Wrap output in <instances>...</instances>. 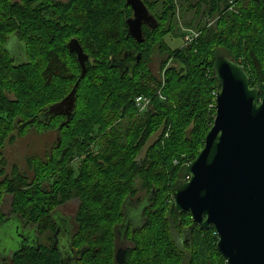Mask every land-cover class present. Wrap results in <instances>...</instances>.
<instances>
[{
    "label": "trees",
    "instance_id": "trees-1",
    "mask_svg": "<svg viewBox=\"0 0 264 264\" xmlns=\"http://www.w3.org/2000/svg\"><path fill=\"white\" fill-rule=\"evenodd\" d=\"M140 1L157 22L142 26L141 44L128 35L126 0H0V205L11 196V220L38 239L22 242L0 264H60L47 244L54 241L51 213L71 201L78 205L74 264H115L113 230L124 223L127 202L142 199L140 228L125 233L130 246L123 264H227L214 229L199 230L188 213L176 214L172 194L213 123L214 58L242 66L250 87L264 82V0H234L236 13L230 0ZM176 7L192 20L215 21L199 28L191 44L170 51L165 38H180L173 34ZM71 39L88 57L83 77L67 49ZM10 40L22 48L23 62L14 63ZM167 52L160 82L147 65L151 54ZM169 60L177 68H165ZM75 83L72 118L59 129L65 120L44 114ZM139 97L150 99L142 114ZM31 128L55 131V143L42 158L26 159L31 178L16 166L6 175L5 145ZM5 222L0 210V227Z\"/></svg>",
    "mask_w": 264,
    "mask_h": 264
},
{
    "label": "water",
    "instance_id": "water-1",
    "mask_svg": "<svg viewBox=\"0 0 264 264\" xmlns=\"http://www.w3.org/2000/svg\"><path fill=\"white\" fill-rule=\"evenodd\" d=\"M126 5L132 10L128 35L141 44L142 26L153 29L157 22L140 0ZM67 49L83 77L88 57L76 39ZM213 76L219 84L213 124L202 150L181 168L187 179L173 191V208L178 215L188 213L199 230L214 229L216 249L227 264H264V82L250 87L243 67L224 55L214 58ZM76 88L77 83L44 114L65 116L59 129L72 118ZM124 259L118 250L115 264Z\"/></svg>",
    "mask_w": 264,
    "mask_h": 264
},
{
    "label": "rangeland",
    "instance_id": "rangeland-1",
    "mask_svg": "<svg viewBox=\"0 0 264 264\" xmlns=\"http://www.w3.org/2000/svg\"><path fill=\"white\" fill-rule=\"evenodd\" d=\"M10 1L17 2L19 0H10ZM55 1L64 4L68 0H55ZM229 6H230L229 8L230 11L234 13L237 12L235 10L236 3L234 2V0L229 1ZM172 13H174L172 15H175L173 17V21L176 24L173 34L175 37H180V38L169 37L172 34H169V36L165 38L170 51L184 46L185 44L184 37H188L192 39L191 42H193V40L197 39L199 35V28L210 26L215 21V19L207 17L206 14H205L206 16L202 18H196L192 20L194 18L192 13L183 12L181 14L178 11L177 7L175 11ZM186 24H191V26L186 27ZM197 24H199V26ZM10 41L8 42L7 48L9 50V53L14 58L15 61L14 63L23 62L25 58L22 54V48L18 47L19 44L17 45V43ZM167 58H168V52L163 55H159L158 53H153L150 56V61L147 66L151 72V75L155 77L157 81L160 82L163 81L162 77L164 71L160 69V66H161V62L163 60H166ZM169 67L177 68V65L175 64L174 61L169 60L165 68H169ZM140 113L142 114L143 112ZM56 138L57 136L55 131L43 132L40 131L39 129L35 130L31 128L29 129L28 132L22 133L20 138L18 137L15 141L9 142L7 145H5V148L2 153L7 163V166L5 167L6 175L10 176L11 168L13 166H16L19 172L21 173L25 172L26 175L30 176L31 178V174L29 173V171H27L26 159L32 157L42 158L44 153H46L48 149L52 146V144L55 143ZM144 151L145 150H143V152ZM143 152L141 153L140 157L143 155ZM10 203H11V196H4L2 198L0 210L3 215L9 213ZM76 209H77V202L72 201L70 203H67L65 206H63L62 209H60V212H62L64 215L67 216L74 214L76 212ZM16 223L17 222L13 220L6 222L0 227V257H5L9 253L11 252L14 253L15 251H17L20 248L21 243L24 241V238H27L28 236L26 231H22L21 229H20L21 232L19 234H22L23 237L19 236L17 232Z\"/></svg>",
    "mask_w": 264,
    "mask_h": 264
},
{
    "label": "flooded vegetation",
    "instance_id": "flooded-vegetation-1",
    "mask_svg": "<svg viewBox=\"0 0 264 264\" xmlns=\"http://www.w3.org/2000/svg\"><path fill=\"white\" fill-rule=\"evenodd\" d=\"M10 42H13V41H10ZM60 117H62L63 121L65 120V116H60ZM143 201H144V199H142V202L140 204H137V202L135 200H130L127 202V205L125 208L124 223L119 225L118 227H115V229L113 230V236H114L113 241H114L115 254L120 249H122L126 253L128 247L130 246V242L127 241L125 233L128 230H129V232H131L134 229L140 228V224L142 223L141 205H142ZM68 203H70V202H68ZM66 204L55 208L51 213L52 220L55 223V233H53V240L54 241H53V244L48 243V242H47V244L51 245V247L58 253L59 257L61 255V259L63 260V264H74L75 259H77V260L80 259L70 249L71 248L70 243H71L73 234L77 230V225L75 223L76 212L72 215H67V216L64 215L62 212H60V209H62V207L65 206ZM76 211H77V209H76ZM11 217H12V215L10 212L5 215L7 222L13 221V220L17 222L16 227L18 230V234L21 232V230L26 231V233L28 234L27 238H24L23 243H25V244L26 243H30V244L34 243L35 244V242L38 241V239L36 240V235L34 234L33 229L30 227L23 229L22 224L20 223V220L19 219L11 220L12 219ZM19 236L23 237L22 234H19ZM182 238L183 237H180V240ZM27 239H28V241H27ZM81 254H83V250H81ZM115 254H114V257H115Z\"/></svg>",
    "mask_w": 264,
    "mask_h": 264
},
{
    "label": "built area",
    "instance_id": "built-area-1",
    "mask_svg": "<svg viewBox=\"0 0 264 264\" xmlns=\"http://www.w3.org/2000/svg\"><path fill=\"white\" fill-rule=\"evenodd\" d=\"M191 40L192 39H190L188 37H184V41H185L184 46L191 44ZM215 94H216V92L213 94L214 99H215ZM135 104H136V107L138 108L139 112H144L149 107L150 99L144 98V97H139L135 100ZM214 104H215V101H214ZM213 107L215 108V105L214 106L211 105V108H213Z\"/></svg>",
    "mask_w": 264,
    "mask_h": 264
}]
</instances>
